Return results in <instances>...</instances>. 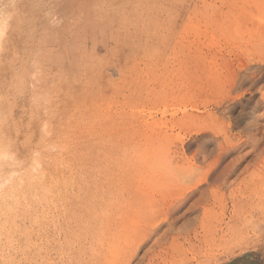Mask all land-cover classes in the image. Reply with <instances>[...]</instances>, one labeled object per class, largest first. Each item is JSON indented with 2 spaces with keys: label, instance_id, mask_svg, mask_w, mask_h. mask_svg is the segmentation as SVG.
Listing matches in <instances>:
<instances>
[{
  "label": "rangeland",
  "instance_id": "374dc122",
  "mask_svg": "<svg viewBox=\"0 0 264 264\" xmlns=\"http://www.w3.org/2000/svg\"><path fill=\"white\" fill-rule=\"evenodd\" d=\"M0 115V264H264V0H0Z\"/></svg>",
  "mask_w": 264,
  "mask_h": 264
},
{
  "label": "bare ground",
  "instance_id": "6f19581e",
  "mask_svg": "<svg viewBox=\"0 0 264 264\" xmlns=\"http://www.w3.org/2000/svg\"><path fill=\"white\" fill-rule=\"evenodd\" d=\"M2 27V26H1ZM3 38V37H2ZM5 49V48H4ZM72 67V66H71ZM16 73H14V75H15ZM69 76V75H68ZM67 81V80H66ZM76 96V95H75ZM72 99H73V97H72ZM74 100V99H73ZM72 106V105H71ZM6 110V109H5ZM10 110V109H9ZM4 111V110H3ZM6 112H4V114H5ZM10 113V112H9ZM8 113V114H9ZM11 114V113H10ZM1 116V115H0ZM1 117H3V116H1ZM6 117V116H5ZM251 119V118H250ZM1 120V119H0ZM7 121V120H6ZM5 121V122H6ZM5 123H3L2 125H4ZM0 126H1V124H0ZM5 127H7V126H5ZM0 132H1V129H0ZM15 133V132H14ZM259 133V132H258ZM256 135H257V133H256ZM3 140V139H2ZM1 142V141H0ZM5 142V141H4ZM3 144V143H2ZM11 147V146H10ZM50 149V148H49ZM243 149V148H242ZM241 149V150H242ZM5 152V151H4ZM242 153V152H241ZM0 154H1V152H0ZM238 154V153H237ZM233 159V158H232ZM1 165V164H0ZM1 172V171H0ZM42 175V174H41ZM41 175H40V177H41ZM20 176V175H19ZM9 182V181H8ZM0 186H1V184H0ZM14 197V196H13ZM162 233V232H161ZM162 236V235H161ZM156 237V236H155ZM158 239V238H157ZM102 248H105L104 246H102ZM106 259V250L105 249H102L101 251H99V252H97V254H96V256H95V259H100L99 260V263L100 264H106V262H105V259ZM103 259H104V261H103ZM72 262V261H71ZM98 262H96V264H99ZM108 263V262H107ZM72 264V263H71Z\"/></svg>",
  "mask_w": 264,
  "mask_h": 264
}]
</instances>
